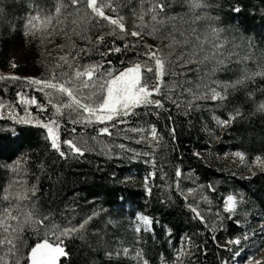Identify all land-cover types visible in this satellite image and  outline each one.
<instances>
[{
  "label": "snow or ice",
  "instance_id": "1",
  "mask_svg": "<svg viewBox=\"0 0 264 264\" xmlns=\"http://www.w3.org/2000/svg\"><path fill=\"white\" fill-rule=\"evenodd\" d=\"M16 3L0 0V40L17 31L9 11ZM26 7L19 30L29 46L35 42L40 48L43 70L38 75L0 72L3 94L16 89L14 100L0 95V119L6 113L13 125L30 126H13L5 130L10 136L0 135V156L8 161L0 163V264H73L75 241L93 252L102 249L106 264L124 259L199 264L196 254L208 253L205 230L217 248L229 253L217 254L213 264H237L245 249L242 264H264V256H258L264 252V210H258L259 241L245 222L220 243L215 233L237 216L243 193L229 192L217 204L216 184L199 183L193 169L184 175L179 165H173L175 179L169 183L164 171L168 156L157 161L158 150L169 148L166 136L178 141L173 113L190 118L211 101V107L227 113L226 118L213 113L220 130L245 119V105L249 119H264V33L241 27V0H29ZM33 130L40 147L29 144L21 151L18 141L22 135L30 139ZM209 138H215L213 130ZM92 155L106 161L143 159L152 169L144 177L145 190L151 192L149 179L159 170L169 190L159 203L175 204L174 193L190 213L187 222L203 228L181 237L171 256H150L148 239L140 234L151 233L154 241L159 221L137 212L134 244L109 241L106 226L119 222L102 219L108 214L99 193L84 194L87 176L69 175L77 164H93ZM192 155L202 159L200 152ZM233 155L246 160L245 151ZM251 164L264 170V155H255ZM95 171L103 169L96 164ZM182 180L193 186H182ZM234 222L241 225L239 218ZM161 227L171 235V228Z\"/></svg>",
  "mask_w": 264,
  "mask_h": 264
},
{
  "label": "trees",
  "instance_id": "2",
  "mask_svg": "<svg viewBox=\"0 0 264 264\" xmlns=\"http://www.w3.org/2000/svg\"><path fill=\"white\" fill-rule=\"evenodd\" d=\"M29 0H17L15 5L9 9L11 15L10 19L17 25V31L12 35L0 40V67L8 68L11 66V49L20 41L25 40L24 36L19 30V25L25 13L28 11L26 5ZM242 10L239 14V22L242 28H246L249 33H256L257 35L264 33V0H241ZM233 15H237L233 13ZM148 43H153L148 39ZM27 46L31 49L33 54L37 56L40 52L33 42L32 45ZM13 88H10L7 96H11ZM3 93V88L1 90ZM210 104L206 110L195 113L192 117L186 118L184 116L174 115L176 127L178 128V141L173 143L170 137L166 136L165 139L169 143V148L166 150L161 147L157 152L158 164L161 161L162 155H167L170 163L164 165V171L167 173L166 180L171 183L175 179L173 165H179L182 169V174L186 175L189 169H193V178L198 179L199 183L212 182L217 186V197L221 199L217 204L222 205V197L229 192L238 190L244 193L251 199V204L257 206L258 210H264V170L257 168L254 170L255 175H246L243 168L239 165H229L222 161H217L209 156V153L222 154L228 150H241L245 151L248 158H253L255 155H264V119L260 117H247L248 105H245V119L237 120L231 127L223 129L220 140L212 144L209 139V130L215 128V122L212 119V111L222 118H226L227 113L223 110L214 109L211 105L214 102H207ZM34 108V106H33ZM223 113V115H222ZM191 121V123H189ZM27 128L30 126L13 125L11 120L6 118L0 119V135H11V127ZM158 127L162 128L163 125ZM39 133L33 130L32 135L27 138L22 135L18 143L22 144L21 151H27L29 144L33 149H37L40 145L37 144ZM134 146V145H133ZM136 146V145H135ZM134 146V147H135ZM171 148L176 151L172 152ZM193 151L203 152L202 159H197L192 155ZM19 154V153H17ZM88 159L93 161V164L80 163L73 167L69 175L87 176L86 184L82 185V191L85 195L90 192L99 193L98 202L103 205L107 210V216L102 217L106 220L109 216L118 221V225L106 226L107 236L109 241H123L125 246L133 245L137 234L126 226L129 209L127 206H134L137 211L146 215L154 217L159 221L154 225L155 238H151L152 234H140L148 239L147 249L150 256H156L159 252L171 256L174 247H179L181 244V237L186 233L191 234L195 231V227L203 228L195 222L188 223L190 213L182 208L183 200L178 199L173 193V200L175 204L161 205L159 200L167 196L168 189L164 187V181L160 179L161 173L157 170L155 177L149 179V186L151 192H147L144 188V177L147 175L150 168H144L140 161H129L127 159H112L106 161L103 157L89 156ZM181 160L183 163H181ZM5 157L0 156V163H7ZM99 164L103 171L96 172L95 166ZM115 173V177L112 173ZM128 177L129 179H125ZM191 181L182 180V186L189 184ZM47 187V184H45ZM122 198V199H121ZM251 205V206H252ZM249 208H251L249 206ZM249 208H241L234 217L233 221H225V229L215 233L220 243H224L230 235L239 232L245 225V219ZM236 218L241 220V225L237 226L234 222ZM262 219V218H261ZM162 225H166L172 229L170 236L165 234ZM97 226L102 229L105 228L103 223L97 222ZM208 248L207 256L202 253H197L195 259L199 260V264H213L214 257L228 256L229 253L223 248H217L216 243L212 240V234L205 230V236ZM97 238L91 237L93 245H95ZM170 240L171 244L165 243ZM199 243V240L197 241ZM186 245V240H185ZM72 254L71 260L73 264H106L107 257L104 251L98 250L93 252L86 245H82L80 241H75L71 245ZM68 258H62L66 260ZM122 264H134L130 259H124ZM158 264V261H157ZM218 264V261H217Z\"/></svg>",
  "mask_w": 264,
  "mask_h": 264
},
{
  "label": "rangeland",
  "instance_id": "3",
  "mask_svg": "<svg viewBox=\"0 0 264 264\" xmlns=\"http://www.w3.org/2000/svg\"><path fill=\"white\" fill-rule=\"evenodd\" d=\"M55 43H57V44L60 43V40L57 39L55 41ZM54 46H55L54 44H50V45H48V48L51 49V48H54ZM10 55H11V63H16L17 68L13 69V68H11V66L8 68L0 67V72L15 73V74H21V75H38L43 70L42 66L40 64L41 50H40L39 54H37V56H35V54H33L31 49L27 46V43L25 40L18 42L11 49ZM2 88H3V84H0V95H2L5 100H14L16 89L13 88V92H12L13 95L7 96V95H4L3 93H1ZM207 104H208V106H210L209 103H207ZM213 113L214 112L212 111V115H213ZM5 118H6V113H5ZM212 130L215 133V138H212L210 141L212 142V144H215L220 140V137H221L223 130H220L219 127L216 125V123H215V128H213ZM235 151H241V150H228L222 154H219V153L218 154L217 153L211 154V153H209V156L211 158L217 160V161L220 160L223 163H227L230 166L233 164L241 166L243 168L244 174H246V175L251 174L255 169L259 168V167H256L255 165L251 164L252 158H248L247 155H246V160L242 163L239 160V158H237L233 155V153ZM200 153L203 154V152H200ZM225 154H227V155H225ZM129 161H140V163L142 165H144V168H150V165L145 164L143 162V159H136V160H129ZM250 169H251V171H250ZM189 186H193V185L190 183ZM243 195H244V202L245 203H244V205L241 206V208H249V206L251 207L247 211L248 215H246L245 221L250 224L249 230L254 231L256 233V235L253 237V239H256L257 241H259L261 239V234L259 233V228L261 226L262 219L258 214L257 206L251 204L252 202H251V199L249 198L248 195H246L244 193H243ZM127 208L129 209V214H128V218H127L125 223H126V226L130 230L134 231L135 225L139 222L136 219V213L137 212L142 213V212L137 211L134 208V206H127ZM142 214H144V213H142ZM247 254H248L247 249L242 251L240 254V258H238V260H237V264H242V261ZM258 256H264V252L258 253Z\"/></svg>",
  "mask_w": 264,
  "mask_h": 264
}]
</instances>
